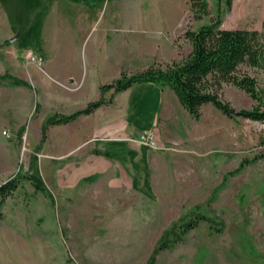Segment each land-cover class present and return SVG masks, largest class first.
<instances>
[{
	"label": "rangeland",
	"instance_id": "rangeland-1",
	"mask_svg": "<svg viewBox=\"0 0 264 264\" xmlns=\"http://www.w3.org/2000/svg\"><path fill=\"white\" fill-rule=\"evenodd\" d=\"M207 2L196 18L190 0H0V74L30 84L0 79V183L20 167L24 174L1 207L0 264H264V158L239 169L264 149V122L210 102L195 119L165 88L155 124L143 130L154 131L156 143L134 145L149 151L134 161H143L146 182L137 165L118 159L113 189L104 174L68 182L62 160L76 153L68 136L77 122L48 127L37 149L49 116L99 95L79 92L84 73L119 77L180 59L191 49L184 30L219 14L222 27L262 29L264 0ZM239 71L257 79L261 98L224 83L222 99L236 110L264 108V67ZM198 215L208 220L183 233Z\"/></svg>",
	"mask_w": 264,
	"mask_h": 264
},
{
	"label": "trees",
	"instance_id": "trees-1",
	"mask_svg": "<svg viewBox=\"0 0 264 264\" xmlns=\"http://www.w3.org/2000/svg\"><path fill=\"white\" fill-rule=\"evenodd\" d=\"M190 9L196 18L208 11L207 0H190ZM191 44L190 51L180 59L174 58L166 64H151L135 73L123 72L110 83L101 85L102 95L89 101L85 107L69 114L55 113L49 116L42 126L41 143L47 138L50 125L65 124L75 120L82 114H89L106 102L104 92L113 89L114 92L125 90L134 84L152 82L158 86H168L177 97L180 105L195 119L201 117V108L206 103H212L228 116L242 115L253 120L264 122V108L255 106L251 109L236 110L228 101L220 96L224 83H231L246 91L254 99L261 98L262 89L254 76L239 71L242 64L264 67V21L262 29L227 28L221 26L220 14L215 20L204 23L198 28L187 27L183 34ZM11 79L17 85L30 87L27 81L10 73L0 74V79ZM40 103H36V110ZM264 158V149L245 164ZM23 170L0 183V219L3 217L1 207L7 197L19 187ZM203 215L188 219L181 225L183 233L195 227ZM181 236V235H179ZM163 247V246H162ZM161 247V248H162ZM151 261L149 264H152Z\"/></svg>",
	"mask_w": 264,
	"mask_h": 264
},
{
	"label": "crops",
	"instance_id": "crops-1",
	"mask_svg": "<svg viewBox=\"0 0 264 264\" xmlns=\"http://www.w3.org/2000/svg\"><path fill=\"white\" fill-rule=\"evenodd\" d=\"M109 10L108 13L113 15V7ZM136 10L143 13L145 9L140 6ZM155 11L159 15L163 13L165 21H169L167 12L160 11V9ZM124 12L127 13V11ZM96 13L100 14L101 8H98ZM109 19L111 27L110 56L112 57L109 62L113 66V16H110ZM158 30L161 31V29ZM71 76L69 75L67 79H71ZM116 78H118L117 73H84L79 92L87 95L90 91L96 90L99 95L91 99L96 100L102 95L101 85L110 83ZM165 88L169 87H161L152 82H146L134 84L119 92H114L113 89L107 90L108 95L105 94L106 92L103 94L106 100L104 104L89 114H82L75 120L65 123L64 125H69L77 122L80 125L77 134L73 136L74 140L73 137L68 136V142L77 141L76 153H68L63 156L62 160V168L67 174L68 182L76 184L88 174H104L109 175V187L113 189V172H116L118 159H121L128 167L137 165L139 183L146 182L144 179L145 172L140 170V167L144 169L143 161L139 160L140 162L136 164L134 161L135 158L142 159L146 152H149L148 148L144 146L135 147L134 145L137 143L130 138H136L143 130L155 124L159 107L163 102ZM91 100H86V104ZM119 126L125 129L124 135L118 134ZM90 144L91 148L94 149L93 152L82 149L83 146ZM72 147L75 148L76 144ZM131 160L133 163L130 162Z\"/></svg>",
	"mask_w": 264,
	"mask_h": 264
},
{
	"label": "built area",
	"instance_id": "built-area-1",
	"mask_svg": "<svg viewBox=\"0 0 264 264\" xmlns=\"http://www.w3.org/2000/svg\"><path fill=\"white\" fill-rule=\"evenodd\" d=\"M137 144L154 145L156 143V134L154 131H143L136 138H130Z\"/></svg>",
	"mask_w": 264,
	"mask_h": 264
}]
</instances>
